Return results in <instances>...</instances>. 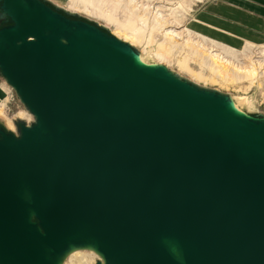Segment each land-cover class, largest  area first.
<instances>
[{"label":"water","instance_id":"water-1","mask_svg":"<svg viewBox=\"0 0 264 264\" xmlns=\"http://www.w3.org/2000/svg\"><path fill=\"white\" fill-rule=\"evenodd\" d=\"M0 264H264V112L50 0H0Z\"/></svg>","mask_w":264,"mask_h":264},{"label":"rangeland","instance_id":"rangeland-1","mask_svg":"<svg viewBox=\"0 0 264 264\" xmlns=\"http://www.w3.org/2000/svg\"><path fill=\"white\" fill-rule=\"evenodd\" d=\"M50 1L98 22L120 39L122 37L116 34L118 31L134 34V41L122 40L129 42L140 52L145 51L148 39L151 41L152 53L165 52L169 46L167 45L169 40L163 35L165 26H158V30H155L151 25V29L155 30L152 31V35L149 32L135 33L138 24L145 25L138 23L136 17L131 16V12L127 10L119 9L114 12L112 8L106 7L115 17L109 20L100 7L87 12L75 7L72 0ZM149 3L148 17L151 22L155 19L156 11L162 10L168 18L165 24L167 28H174L182 33L180 43L189 38L187 35L189 30L193 41L201 43L200 46L205 44L204 47L210 50L217 49V52L222 53L235 66L244 67L251 60L262 61L264 65V0H151ZM96 9L99 13H96ZM153 61L167 65L196 83L235 95L239 104L249 113L264 112V67L258 69V75L253 79L243 78L229 84L210 74L200 56L184 44L174 48L164 58H155ZM248 104L252 106L249 107ZM0 108L3 110L0 119L4 122L12 120L14 125V120L20 117L21 112L25 113L21 119L27 123L30 124L34 120L15 90L2 77H0ZM13 131L16 132L15 125ZM87 252L91 253H87L83 264H96L99 256L92 251Z\"/></svg>","mask_w":264,"mask_h":264},{"label":"bare ground","instance_id":"bare-ground-1","mask_svg":"<svg viewBox=\"0 0 264 264\" xmlns=\"http://www.w3.org/2000/svg\"><path fill=\"white\" fill-rule=\"evenodd\" d=\"M75 7L79 9H84L87 12H91L92 10H95L96 8H102L104 15L109 19L113 20L114 14L110 12V7L113 9L114 12L118 11L119 9H124L129 12H131V16H135L137 19V22L143 23L145 26H140L138 23V30L135 31V33L140 32H149L152 35V31L158 30V26H162L164 31V36L167 37V40L169 42V46H167L165 52H156L152 53V50L150 49V39L147 40V45L145 48V51L140 52L141 58L143 61L150 63L155 62L153 59L155 58H164L167 53L172 52L174 48L177 46H180L181 44H184L185 46L192 49V51L197 55L200 56V59H202V62L206 64V67L209 69L210 74L222 79L226 83H236L238 80H241L243 78H249L253 79L258 75V69H262L264 67L262 61L251 60L248 64H246L244 67H239L231 64L229 60H227L222 53L219 51L217 52V49L210 50L209 48H205L203 44L200 46L201 43H196L191 39V31L188 29V39H186L185 42L180 43L179 40L181 39L180 36H182V33H179L178 30L174 28H167L165 25L168 21V18L165 17L163 11L158 9L155 13V19L150 20L148 17L149 14V1L151 0H72ZM146 2V4L144 3ZM162 6V5H159ZM164 7V6H163ZM161 11V12H159ZM96 13L98 12V9H96ZM102 13V15H103ZM154 28L155 30L151 29ZM134 31V30H132ZM116 34L119 37H122V39L125 40H135V35L125 31V33H122L121 31L116 32ZM148 35V34H147ZM117 37V36H116ZM150 37V36H149ZM183 37V36H182ZM127 42V41H126ZM129 43V42H128ZM206 46V45H205ZM158 61V60H157ZM158 63V62H157ZM232 65V66H230ZM233 98L235 100V103L243 109V107L239 104L237 97L233 95ZM247 106H252L251 104H248ZM246 111V110H245ZM3 115V110L0 108V115ZM25 115L24 112L19 113V118H22ZM29 123V122H28ZM8 129L14 130V125L12 120H6L5 122ZM91 252L87 251H76L67 259L65 264H70L71 262H75L77 264H83L84 260L86 259L87 255Z\"/></svg>","mask_w":264,"mask_h":264},{"label":"crops","instance_id":"crops-1","mask_svg":"<svg viewBox=\"0 0 264 264\" xmlns=\"http://www.w3.org/2000/svg\"><path fill=\"white\" fill-rule=\"evenodd\" d=\"M245 3V2H244Z\"/></svg>","mask_w":264,"mask_h":264}]
</instances>
